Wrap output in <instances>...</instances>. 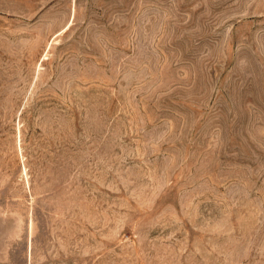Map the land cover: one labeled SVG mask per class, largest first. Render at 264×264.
Instances as JSON below:
<instances>
[{"label": "rangeland", "instance_id": "rangeland-1", "mask_svg": "<svg viewBox=\"0 0 264 264\" xmlns=\"http://www.w3.org/2000/svg\"><path fill=\"white\" fill-rule=\"evenodd\" d=\"M0 264H264V0H0Z\"/></svg>", "mask_w": 264, "mask_h": 264}]
</instances>
